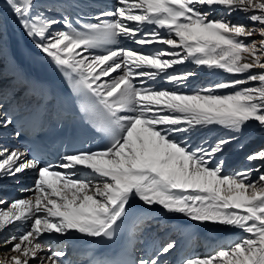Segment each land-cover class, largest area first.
Wrapping results in <instances>:
<instances>
[{"label": "snow or ice", "instance_id": "snow-or-ice-1", "mask_svg": "<svg viewBox=\"0 0 264 264\" xmlns=\"http://www.w3.org/2000/svg\"><path fill=\"white\" fill-rule=\"evenodd\" d=\"M39 3L3 0L0 50L6 9L61 70L80 100L82 119L107 143L65 151L56 163L0 144V181L19 183L20 174L35 173L34 186L23 189L30 197L0 199L7 203L0 208V234L17 222L24 227L0 239L5 248L12 245L0 264H169L179 240L142 214L153 208L240 233L229 245L217 243L180 264H264V147L244 157L250 167L232 172H225L222 158L228 146L243 147L249 129L264 133V0H115L96 15L76 11L80 0H53L47 9ZM217 9L223 15L210 18ZM235 13L250 24L226 18ZM123 42L167 47L143 51ZM186 63L233 79L191 93L148 83L183 86L196 73L169 70ZM62 103L44 90L18 100L15 115L0 111V139L18 122L16 138L28 125L39 139ZM213 127L226 135L208 140L203 131ZM154 224L156 236L135 255L139 235ZM182 228L179 223L171 231L183 234ZM79 242L117 247L81 255Z\"/></svg>", "mask_w": 264, "mask_h": 264}, {"label": "bare ground", "instance_id": "bare-ground-1", "mask_svg": "<svg viewBox=\"0 0 264 264\" xmlns=\"http://www.w3.org/2000/svg\"><path fill=\"white\" fill-rule=\"evenodd\" d=\"M3 0H0V6H2ZM115 0H80L79 7L76 11H82L85 14L96 15L103 8H109ZM53 0H40L39 7L41 9H47ZM56 13V12H55ZM54 11H46L47 15H57ZM216 13V12H214ZM213 13V14H214ZM4 23L6 25L5 31L2 37V50H0V111L5 112L7 115H10L13 111L16 110L17 101H23L25 98L32 95L27 94L26 90L28 89L24 84L19 83L22 79L19 74L14 76L13 73L17 70L21 71H30L36 66L35 62L29 58L30 49L36 50L39 52L35 46L33 39L29 38L20 25L16 22L15 18L11 16L6 9L3 10ZM75 15V13H73ZM235 16H239L243 20L241 24L249 25L250 22L243 18V15L240 13H235ZM57 18L59 16L57 15ZM240 23V22H239ZM152 26H145V29ZM164 33V30H161ZM258 36H255L254 39L258 40ZM120 46L130 47L143 51H154L157 48L167 47L162 45H151V46H137L131 42H123ZM11 49V51H10ZM40 54H43L39 52ZM194 71L196 75L190 78L186 84L183 86L169 84L165 81H157L155 83L148 82L149 84L157 88H165L170 90H178L184 93H191L197 91L201 88L211 86L221 80H230L233 79L229 74L223 73L222 71H210L204 68H197L195 65L186 63L184 65L175 66L174 69L169 71ZM116 75V74H113ZM110 79V78H109ZM8 131V130H7ZM203 135L206 136L208 140H213L216 137L226 135L225 131L219 127H213L211 130H204ZM264 138V133H261L256 129H249L245 137L243 138V147L238 148L234 145H230L226 148V151L222 158L226 160L225 172H228L229 167L232 164L238 162L241 154L246 151L248 145H252V141H256ZM6 139H0V144L5 145ZM199 138H196L193 142H198ZM9 148H16L15 146H7ZM17 149V148H16ZM22 152V151H21ZM35 173L31 170L27 171L24 174H20V181L17 183L13 179H4L0 181V196H4L3 201L10 203L16 199L28 198L32 195L31 192L23 191V189H29L34 186ZM24 187V188H23ZM12 195L21 196V198H13ZM1 199V198H0ZM7 203L0 204V208H6ZM139 203V202H137ZM142 206V205H141ZM144 207V206H142ZM145 217L156 218L157 220L164 221L165 223L172 222L173 229L178 226L179 223H182L183 234L178 235L179 243L182 245L180 247H188L192 242L193 244L199 243L203 245L204 251L211 250L214 246V242L217 241L213 238H220L221 235L213 234L209 232L204 227L194 224L191 221H185L182 217H169L163 214L162 210L158 208L146 209L144 211ZM167 228V227H166ZM172 228V227H171ZM168 229V228H167ZM170 233L171 229H168ZM10 229H8V232ZM163 232V231H161ZM160 232V234H161ZM223 237V236H222ZM182 238V239H181ZM224 238V237H223ZM221 240V239H218ZM223 241V240H222ZM221 243V241H219ZM81 245L86 244L87 242H79ZM211 248V249H210ZM71 249V247L69 248ZM141 244L138 242L135 253L142 255ZM149 249V248H148ZM202 248H198L200 251ZM173 261L176 259L177 252L173 255ZM172 261V263H173Z\"/></svg>", "mask_w": 264, "mask_h": 264}, {"label": "rangeland", "instance_id": "rangeland-1", "mask_svg": "<svg viewBox=\"0 0 264 264\" xmlns=\"http://www.w3.org/2000/svg\"><path fill=\"white\" fill-rule=\"evenodd\" d=\"M215 12L216 13H214L212 15V17H210V18L219 19L223 15V12L220 9H217ZM226 18L230 19L233 23H239V22L242 23L243 22V20L240 19L239 16H235V14H233L231 17H226ZM161 33H162V35L166 34L165 32L164 33L161 32ZM251 39H254V37H252ZM252 143H254V144L248 145L246 151L241 154L238 162L232 164V166L229 167L228 172H232V171H234L236 169H239V168L250 167V165L244 160V157L246 155H248L250 152L256 151L259 148L264 147V138L256 140V141H252ZM254 163H258V162H254ZM262 171H264V169H262ZM257 176H258V173H253L252 178L255 180L257 178ZM12 197L13 198H21V196H15V195H12ZM0 198L4 199L5 197L2 195V196H0ZM156 222L159 225L163 226L164 228L167 227L168 229L169 228L173 229L172 222L170 224V223H165L164 221L162 222V221L157 220V219H156ZM202 227H204L205 229L208 228L207 230L208 231L210 230L209 232H211L213 234L221 235L220 238H213V239H215L217 241V243L219 245L227 246L232 241L238 239L239 235H240L239 231L236 230V229H231V228H226V227H221V226H212V225H207V226H202ZM9 229H10L9 232L7 230L5 233L0 234V239L6 238L8 235H18L20 232L24 231V227L20 226V222H17L16 225L11 226ZM161 231H163V230H161ZM156 234H157V228H156V226L154 224L152 229L146 230L145 232H143L142 234L139 235L138 240H139V243L141 244V248H142L141 252H143L144 249L147 248V246L150 244L152 238L154 236H156ZM179 234L178 233H174L172 231H170V233H168V235H171L174 239H177ZM161 235H164V232H161ZM218 239H221V240H218ZM219 241H221V243ZM217 243L214 242L213 246H216ZM11 246L12 245L9 244L7 246V248H11ZM7 248H5L4 246L0 245V260H4L5 259V252L7 251ZM148 250L151 251L150 248ZM210 251H212V249ZM210 251H207V252H210ZM207 252L197 253V254H201L202 255V254H205ZM173 257H174L173 255L171 257H168L169 264H174V263H172Z\"/></svg>", "mask_w": 264, "mask_h": 264}]
</instances>
